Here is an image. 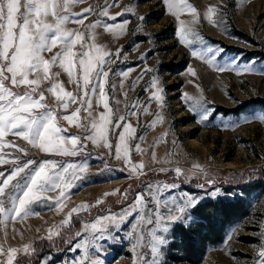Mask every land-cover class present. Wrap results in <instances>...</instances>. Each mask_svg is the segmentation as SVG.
<instances>
[{
    "label": "rangeland",
    "instance_id": "374dc122",
    "mask_svg": "<svg viewBox=\"0 0 264 264\" xmlns=\"http://www.w3.org/2000/svg\"><path fill=\"white\" fill-rule=\"evenodd\" d=\"M176 2L179 4V0ZM186 3L197 9V16L193 17L187 8L180 7L173 15L162 0H117L115 4L113 0H79L69 5V15L78 14L86 7L92 12L83 24L70 21L64 27L83 33L84 43L96 45L111 54L114 63L105 68V71L111 70L105 87V100L111 109L109 115L113 124L123 117L121 125L128 123L135 129L134 137L127 140L128 162H125L123 153L120 158L115 155L114 146L122 127L113 132L112 125L108 126V140L113 145L111 150L103 146V141L93 144L84 139L92 134L91 120L105 113L103 104L96 103L99 90L92 96V108L89 109L92 116H88L84 110L87 103L79 102L83 93L75 83H68L67 74L58 65L52 67L51 71L60 75L54 81H42L33 95L38 98L43 92V102L54 112L58 126L66 129L61 135L80 137L79 144L84 145L85 150L75 156L45 153L9 134L5 140L26 148L28 156L16 152L15 148H5L3 152L9 154L5 159L21 156L22 161L34 159L37 163L51 159L62 165L68 162L81 165L83 171H77L78 178L72 181L75 187L64 189L68 195L62 200L61 211H57L55 205V198L61 189H56L42 195L40 201L30 206L37 215L16 221L10 219L11 213L8 218L0 217L3 221L0 223V245L5 249H22L25 244L33 247L39 241L46 243L50 251L39 258L37 264H41V260L47 262L49 257L50 264H73L74 260L79 261L82 251L72 249L89 238L83 233L85 223L91 224L98 217L119 213L133 203L137 193L144 192L148 183H175L179 187L171 189L170 193L165 192L169 199L186 200L185 194H192L201 198L199 204L238 197L247 202L248 215L226 228L221 243L207 248L202 264H255L259 259L258 252L264 248V123L258 118L246 122V118L264 114V75L259 71L264 69V0H186ZM209 6L217 9L212 21L205 19ZM102 9H107L108 16H115L116 20L103 16ZM120 13L123 14L118 15ZM48 20L52 21V17ZM97 20L100 24L89 29L88 26ZM124 21L127 24L123 29L113 27L106 30V25H118ZM181 21L191 29L187 38L193 43L188 46L180 44L176 35ZM197 37H202L206 44L219 45L224 49L223 56L217 57L216 63L222 64L226 59L237 57L240 69L254 67L255 71L240 74L231 70L218 71L193 57L191 51L199 47ZM117 49H122L119 57ZM59 50L58 45L51 53L43 55L50 59ZM74 51H82L80 44L75 46ZM149 68L152 71H146ZM190 68L195 75L189 72ZM128 70L126 77L119 74ZM141 74L142 79L134 84ZM153 78L163 88L162 106L150 99L155 91L150 87ZM53 82H59L65 91L73 92L78 102L70 103L67 110L60 107L62 101L47 91ZM5 83L15 92L26 90L25 86L13 88L10 80ZM182 94L191 96L193 100L184 101ZM84 99L87 101V97ZM196 100L214 109L213 116L203 125L197 122L196 113L189 111ZM77 107L80 112L76 122L69 124L61 118L70 115ZM158 117L161 118L159 122L153 124ZM237 121L239 123L235 127H223ZM86 128L88 131H85ZM137 144L141 149L139 152L136 151ZM66 147L71 149V145ZM141 164L143 174H133L132 166ZM193 165L200 167L194 168ZM11 167V164L0 165V171ZM177 167L182 170L179 177L174 171ZM161 168L168 171L161 172ZM254 187L256 189L251 190ZM243 188L250 189V193L245 195ZM216 189L220 194L212 197L211 192ZM105 193L115 194L105 196ZM125 194L127 199H124ZM98 199H102L103 203L97 205L95 202ZM146 199L151 200L147 196ZM81 204L89 207L69 217L71 209ZM148 206L156 207L154 202ZM173 214L180 215L178 212ZM189 214L192 215V211L185 213L186 216ZM66 218L69 223L64 225L62 221ZM136 223L138 221L130 217L119 232L108 225L116 240L102 242L100 259L103 264H132V245L136 240L127 234ZM185 223L187 221L182 220L172 225V237L174 229ZM153 226L144 227L145 243L150 240L147 229ZM50 230L52 239L47 238ZM77 232H81L82 236L77 237ZM141 251L148 253L147 248ZM166 251V264H172L167 259L169 248ZM32 255L21 251L17 253L16 260L20 257L30 259ZM92 258L95 259V255ZM0 259L6 261L7 257Z\"/></svg>",
    "mask_w": 264,
    "mask_h": 264
},
{
    "label": "snow or ice",
    "instance_id": "6c2138e0",
    "mask_svg": "<svg viewBox=\"0 0 264 264\" xmlns=\"http://www.w3.org/2000/svg\"><path fill=\"white\" fill-rule=\"evenodd\" d=\"M78 2L79 0H0V165H12L11 169L0 171V217L8 218L9 213H11L10 219L12 221L23 219L29 215H37L38 213L32 210L30 206L40 201L42 195L54 192L56 189H61L59 196L55 198L56 209L61 211L62 200L68 195L64 189L75 187L76 185L72 181L78 178L77 171H83L81 165L70 162L62 165L61 162L51 159H45L39 163L34 159L22 161L21 156L5 159V156L9 155L3 152L5 148H15L16 152L28 156L26 148L5 140L9 134L21 138L32 148H38L45 153L75 156L78 152L85 150V146L79 144L80 137L71 136L68 138L61 135V132L66 131V129L58 126L54 112L43 102L45 100L43 92L39 93L38 98L33 95L42 81H54L60 75L59 72H52V67L58 65L67 74L68 83H75L83 93L79 102L81 104L87 103L84 110L88 112V116H92V112L89 111L92 108V96L97 92V89L99 90L96 103L97 105L103 104L105 113L100 114L98 119L93 118L91 120L92 134L85 136L84 139L90 140L93 144L103 141V146L111 150L113 145L108 140V126L112 125L113 132L116 128L122 127L123 130L119 132L117 143L114 146L115 155L116 158H120L123 153L125 162H128L127 140L134 137L135 129L128 123L121 125L120 120H123V117L113 124L109 115L111 109L105 100V87L111 71L110 69L105 71V68L109 63H114L111 60V54L96 45L84 43L83 33L64 27L70 21L83 24L87 15L91 14L92 9L89 7L84 8L78 14H67L69 5ZM116 2L117 0H113L114 4ZM162 2L173 15H176L175 9L180 7L187 8L193 17L197 16V9L187 4L186 0H179V4L176 0H162ZM216 11L214 6H209L205 19L212 21ZM101 14L110 20H116L115 16H108L107 9H102ZM48 17H52V21H49ZM177 19L179 18L177 17ZM195 22L194 20L193 23ZM99 24L100 21L97 20L88 28L92 29ZM126 24L127 21H124L118 25H106L105 27L106 30H112L113 27L123 29ZM190 34L191 29L181 21L176 32L179 43L184 46L192 44L193 41L187 38ZM196 42L199 47L197 50L191 51V55L206 62L209 66L215 67L218 71L231 70L236 71L237 74L255 71L254 67L240 69L237 57L226 59L224 63L218 64L216 63L217 57L223 56L224 49L219 45L204 43L202 37H197ZM77 44H80L81 52L74 51ZM58 45L60 50L55 52L50 59L45 58L43 53H51ZM85 48L89 50H83ZM121 51L122 49H117V57ZM129 71H123L119 74L126 77ZM146 71H152V69L149 68ZM259 71L261 75H264V69ZM189 72L195 75L191 68ZM142 75L137 77L134 84L142 79ZM9 80L13 88L25 86L26 90L23 93L13 91L5 83ZM122 86L123 83L121 82ZM114 87L115 85H113ZM150 87L155 89L151 93L150 99H154L158 106H162L164 98L161 93L163 88L158 86L155 78L151 80ZM57 90H59V94ZM47 91L55 95L58 101H62L60 107L65 110L70 103L78 102L77 96L73 92L65 91L59 82H53ZM84 97H87V101ZM182 98L184 101L193 100L187 94H182ZM189 111L196 113L197 122L202 125L209 121L214 114V109L199 100L194 101L193 105L189 107ZM79 112L80 108L77 107L70 115L61 118L69 124H73L78 120ZM144 112H147V108H144ZM131 114L136 115L135 112ZM256 118L264 123V114L259 117H247L246 122ZM159 119L161 118L158 117L157 120H154L153 124L159 122ZM238 123L239 121L223 125V127H235ZM85 131L88 129L86 128ZM66 145H71V149H68ZM136 151H141L139 144L136 145ZM153 159H155L154 153ZM33 165L35 167H32ZM193 167L198 168L200 166L193 165ZM142 169V164L132 166L133 174L139 172L142 175ZM160 171L167 172L168 169L161 168ZM174 171L177 177L182 173L179 167L175 168ZM177 187L179 185L175 183H148L144 192L137 193L133 203L122 208L119 213L98 217L91 224L85 223L83 233H86L89 238L83 239L72 249L73 251H82L79 261L74 260L73 264H103L100 259V253L103 250L102 242L116 240V236L108 230V225L119 232L121 226L130 217L138 221L132 225L131 232L127 234L129 238L136 240V243L132 245L134 255L132 264H166V249L174 243V237L171 235L172 225L178 221L186 220L187 223L184 226L190 228L194 222V217L191 214L186 216L185 213L195 209L201 199L192 194H185L187 199L180 201L165 196V192L170 193L171 189ZM199 187H203V185H199ZM112 194L115 193H105L104 195ZM219 194V189L211 192L212 197ZM146 196L150 197L151 200H147ZM124 199H127V194L124 195ZM153 202L156 205L155 209L148 206L149 203ZM95 203L97 205L102 204L103 200L98 199ZM88 207L87 204L74 207L68 216L71 217L73 213H77L81 209L86 210ZM175 212L180 215H174ZM0 223L3 221L0 220ZM68 223L69 219L67 218L62 221L64 225ZM147 225L154 226L147 229L150 240L145 243L144 227ZM76 236L80 237L82 233L77 232ZM47 238H53L51 230ZM144 248L148 249V253L141 251ZM21 251L25 255H31L35 254L36 249L29 244H25L22 249L16 247L5 249L0 245V257H7L6 261L0 259V264H14L17 253ZM93 255H95V259L92 258ZM258 257L259 259L255 261V264H264V248L258 252ZM50 260L51 257L48 258L47 262L41 260V264H50Z\"/></svg>",
    "mask_w": 264,
    "mask_h": 264
},
{
    "label": "trees",
    "instance_id": "16d2710c",
    "mask_svg": "<svg viewBox=\"0 0 264 264\" xmlns=\"http://www.w3.org/2000/svg\"><path fill=\"white\" fill-rule=\"evenodd\" d=\"M256 189V187L251 190ZM245 195L250 189H242ZM194 223L190 228L178 226L174 229V243L169 247L168 260L172 264H202L209 246L222 242L227 227L248 215L244 198L234 200L206 201L192 210ZM35 254L30 259L20 257L15 264H37L39 258L50 251L46 243L33 244Z\"/></svg>",
    "mask_w": 264,
    "mask_h": 264
},
{
    "label": "bare ground",
    "instance_id": "6f19581e",
    "mask_svg": "<svg viewBox=\"0 0 264 264\" xmlns=\"http://www.w3.org/2000/svg\"><path fill=\"white\" fill-rule=\"evenodd\" d=\"M193 145H194V146H196V144H195V143H193Z\"/></svg>",
    "mask_w": 264,
    "mask_h": 264
}]
</instances>
